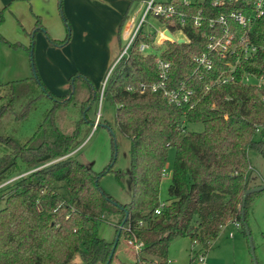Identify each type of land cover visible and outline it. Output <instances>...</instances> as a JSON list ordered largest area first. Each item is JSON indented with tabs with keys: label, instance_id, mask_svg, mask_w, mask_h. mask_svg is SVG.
Listing matches in <instances>:
<instances>
[{
	"label": "trees",
	"instance_id": "obj_1",
	"mask_svg": "<svg viewBox=\"0 0 264 264\" xmlns=\"http://www.w3.org/2000/svg\"><path fill=\"white\" fill-rule=\"evenodd\" d=\"M240 4L217 7L210 0L177 4V10L184 14L182 30L187 39L161 45L141 29L128 55L114 66L103 98L116 105L114 124L129 139L127 170L112 168L116 156L99 173L72 156L84 141L83 125L90 123L87 111L99 101L92 83L77 72L70 76L69 92L57 95L46 88L37 73L33 75L43 94L55 102L50 113L57 107H72L77 116L67 126L49 120L25 142L0 135L9 149L0 157V177L21 174L17 160L30 170L0 189L4 199L0 206V264H110L121 234L142 244L130 264H166L168 248L177 237L187 236L193 246L206 251L229 221H237L245 232L251 196L256 193L246 196L242 220L245 190L255 186L250 182L249 151L264 155V140L256 139L264 129V17L255 19L248 29L228 19L236 37L233 44L238 46L244 36L257 46L247 57L239 48L225 57L210 49L212 39L208 36L219 34L222 25H210L207 20L210 14H227ZM199 11L203 21L196 27L193 15ZM62 17L68 27L64 38L53 39L45 32L49 42L59 47L70 39L69 23L64 14ZM173 23H167L170 31L177 28L178 16ZM37 29L45 31L38 20L30 49ZM141 43L155 47L158 56L172 62L168 85L178 87L183 81L194 92L193 106L175 105L160 91H139L138 82L152 83L158 78L157 56L141 51ZM203 53L211 60L209 69L193 59ZM246 75H255L258 80L245 81ZM223 77L229 81L222 82ZM214 80L217 82L203 91ZM78 83L79 87L89 84L90 91L83 93ZM6 84L9 99L0 108V121L11 113L22 118L15 105L28 98L21 102V106H28L38 92L28 85L27 78ZM128 84L132 90L126 89ZM81 92L80 100H75ZM196 122L202 123V130L187 129V123ZM170 147L175 149L174 165L167 198L161 204L159 190ZM14 169L19 173L9 176L7 172ZM109 171L120 184L129 178L132 197L128 202H119L99 184L100 177ZM157 208L159 213H155ZM102 221L114 226L113 240L99 236L97 224Z\"/></svg>",
	"mask_w": 264,
	"mask_h": 264
},
{
	"label": "rangeland",
	"instance_id": "obj_2",
	"mask_svg": "<svg viewBox=\"0 0 264 264\" xmlns=\"http://www.w3.org/2000/svg\"><path fill=\"white\" fill-rule=\"evenodd\" d=\"M115 3L124 4L127 8L126 17L122 23V28H128V33L131 32L132 25H136L145 9L146 0H111ZM65 12L62 10V14ZM116 14V13H115ZM61 20H64L63 17ZM146 21L151 25L145 24L144 30L151 32L152 34L157 29H162L163 26L155 18L147 16ZM8 22H6L7 24ZM63 23V22H62ZM117 23V22H116ZM115 23V25H116ZM120 23L118 21L115 29V36H117V30ZM0 23V108L6 104L9 99V85L6 84L12 80H18L27 78L31 88H33L38 95L32 99L28 106H21V102L27 100L25 98L18 105H15V110L18 113H23V117L16 119L14 115L8 114L4 116L0 121V135L5 137L7 135L16 138L20 142H25L30 138L34 132H36L41 125H45V122L49 123V120L60 123L62 126L70 125L72 119L77 116V110L72 107L67 110L61 109L60 107L55 108L53 113L50 110L54 107L55 102L50 96L43 94L38 86L36 80H34V74H39V58H44V61L48 58L56 59L53 52L45 51L44 49L40 52V46H37L34 51L35 42L40 40L33 39L32 48L30 49L31 39H8L4 36V32H9L11 25L4 26ZM65 32L62 38L68 32V27H64ZM71 32V31H70ZM44 41L50 46L47 36L40 32ZM175 37L181 36L179 32H174ZM40 37V36H39ZM113 36H109L111 39ZM81 45L84 49L85 54H81L80 59L71 51L75 48L72 44L69 48H66L64 52L70 53L69 56L73 59V63L69 64L67 70L61 76V82L63 85L53 89L54 94H66L70 90V76L78 72V74L86 77L96 92L99 91L101 82L106 74L107 70L112 65L114 58L110 61L103 74H101L100 81H96L95 70L99 69L104 62V56L99 54L95 39H92L90 46L86 45L84 37L81 38ZM127 41L122 37L121 44H125ZM39 48V50H38ZM147 54L159 55V51L150 46L146 50ZM71 54L75 55L74 58ZM91 56L96 58L93 60V70L89 71L93 75L88 74V66L86 65L85 56ZM116 56V55H115ZM91 61V60H90ZM58 69V68H55ZM95 69V70H94ZM42 77V76H41ZM95 81V83H94ZM79 87V83H78ZM83 87V88H82ZM47 88V87H46ZM80 89L83 93L90 91L89 84H81ZM48 89V88H47ZM49 90V89H48ZM50 91V90H49ZM52 92V91H51ZM81 93L75 96V100H80ZM29 100V99H28ZM77 106V105H76ZM23 107V108H22ZM76 108V107H75ZM73 110V112H72ZM116 113V105L110 103L108 100L103 98L101 101H96L91 105L87 111L88 119L90 123L83 125L82 135L84 141L77 147L73 152V158L88 164L94 171H103L110 163L112 156H116L115 162L113 163V169L127 170L130 166L129 156V139L121 133L120 130L114 124V117ZM99 114V115H98ZM76 115V116H75ZM97 120V121H96ZM95 123V125L91 123ZM187 129L200 131L203 129L202 123H187ZM256 139L264 140V129L257 133ZM9 153V149L0 141V157L3 154ZM114 153V154H113ZM249 157L251 160L252 175L250 182L256 184L255 186L264 184V155L258 153L255 150L249 151ZM175 149L170 147L167 155V162L165 164V174L162 176L160 190H159V201L164 202L167 198V188L174 165ZM18 168H20L21 174L15 175L18 170H10L7 172L9 176L15 175L14 177L8 178L7 175L0 177V189L10 184L14 179L27 174V166L22 165L17 160ZM40 168V167H39ZM34 170V169H33ZM24 171V172H23ZM32 171V170H31ZM6 174V172H5ZM99 184L101 187L113 196L116 200L121 203L128 202L132 197V191L129 187V178H126L123 184H120L113 171L104 173L100 179ZM64 192V191H63ZM4 199L0 195V206L3 205ZM249 217H248V228L255 248V255L258 264H264V190L254 193L251 196V203L249 205ZM97 231L99 236L104 239L111 241L115 238V228L112 224L107 221H102L97 224ZM118 245L110 264H130L136 260L137 249L133 245L128 243V239L125 234H121L118 239ZM196 250L198 254H202L204 261L200 262L196 258V254L193 251ZM75 260L79 259V256L74 257ZM166 264H255L251 255L248 237L243 229L236 225V223L229 221L227 222L221 231L219 232L216 239L211 243L210 247L204 251L199 250V246H193L189 237L181 236L175 238L167 252V263Z\"/></svg>",
	"mask_w": 264,
	"mask_h": 264
},
{
	"label": "crops",
	"instance_id": "obj_3",
	"mask_svg": "<svg viewBox=\"0 0 264 264\" xmlns=\"http://www.w3.org/2000/svg\"><path fill=\"white\" fill-rule=\"evenodd\" d=\"M62 10L65 12L63 14L70 26V39L63 46H50L44 41L40 32L43 34L46 32L53 39H62L65 32L64 27L66 26L64 20L60 18ZM0 12L2 15L0 23L5 27L11 25L9 32H4L3 36L8 39H31L32 29L37 20L40 21V25L45 31L42 29L35 31L33 39L40 41L35 42L34 51H36L37 46H40L42 55L44 49L53 52L52 55L56 57V59L48 58L46 61H44V58H39V74L42 76L40 78L52 92H54L53 89L63 85L61 76L65 71L61 68L67 70L68 65L73 63V59L70 58L69 54L73 52L79 59L81 54H85L81 45L82 37H84L88 46L92 44V39H95L94 46L99 49L97 52L104 56L105 60L101 67L97 71L94 69L95 79L100 81L101 74H103L110 61L113 58L115 59L120 50L122 37L125 38L128 33L127 27L124 30L122 28L127 8L124 4H114L111 0H62L61 7L59 0H0ZM119 19L117 36H115ZM6 22L8 23L6 24ZM109 36L113 37L108 39ZM72 44L75 45V48H72L70 53L68 51L64 52ZM74 54H71L73 58ZM83 59L86 60L85 63L89 68L88 74L93 75L89 71L93 70V60L96 58L86 55Z\"/></svg>",
	"mask_w": 264,
	"mask_h": 264
},
{
	"label": "built area",
	"instance_id": "obj_4",
	"mask_svg": "<svg viewBox=\"0 0 264 264\" xmlns=\"http://www.w3.org/2000/svg\"><path fill=\"white\" fill-rule=\"evenodd\" d=\"M198 1H203V0H146L145 9L138 23L134 26L131 23L130 27L132 26V30L130 33H127L125 37V40L127 42L123 44V46L120 48L117 56L112 62V65L104 75V78L101 82L98 91L99 101L103 99L105 85L112 69L121 59V57L128 55L129 47L134 41L138 32L141 29H144V26H146L145 24L151 25L152 27V24L146 21L147 16L155 18L163 26L162 29H157L156 31H154L153 34L149 31H145V34L147 36H154L155 42L161 45L165 44L166 42L178 43L179 39H183L184 41V39H187V37L182 30V26L184 24V14L183 12L177 10L176 5L177 4L189 5ZM240 1H241L240 7L232 9L227 14L221 13L217 16H212V14H210V16L207 17V20L210 23V25H213L214 23L222 25L221 32L219 34L211 33L208 36V39H212V42L208 45V47L212 50L218 51L222 57H225L228 52L229 53L236 52V48L242 49L246 53L245 57L252 55L257 50V46L249 44L246 41L247 38L244 36L240 37L241 41L238 44V46L233 44V39H236V37L234 33L229 29L228 19H232L237 25H239L243 29L250 28L251 23L255 19L259 17H264V0H210L211 4L217 7L226 6L228 4L231 5L233 3ZM175 16H178L179 23L175 31H170V28L167 23L169 22L170 24H174L173 21ZM202 21H203V17L201 15V11L193 15L194 26L199 27ZM147 28L145 30H147ZM174 32H179L181 36L175 37L173 35ZM169 36H171L172 40H169L167 38ZM149 47L150 45L148 43H141L139 49L146 53V50ZM193 59L202 66H205L207 69L211 67V60L204 53L199 56H193ZM155 63H156L157 76H158L157 80L152 83L138 82L137 87L139 91L144 92L148 89L151 91H160L162 95L166 97L169 102H172L175 105L180 106L183 104H187L190 107L193 106L195 103V101L192 100V96L194 92L192 89L187 88L183 81L179 83L178 87H169L168 85L169 70L172 65V62L167 58H162L161 56H157L155 59ZM257 80L258 79L255 77V75L253 76L246 75L245 77V81L255 82ZM221 81L226 82L229 80L228 77H223ZM216 82L217 81L214 80L210 84L204 86L203 91L209 90V88L212 85H214ZM259 82L260 81H258V83ZM126 89L132 90L133 86L128 84L126 86ZM164 174H165V169H163L162 171V175ZM161 204L163 203L161 202ZM155 213H159L158 208L155 210ZM232 222L236 223L237 226L239 225L237 221H232ZM128 243L133 245V247L136 248L137 250H139L142 245L141 242L137 241L134 238L128 239ZM196 258L200 262L204 261V257L202 254L197 253Z\"/></svg>",
	"mask_w": 264,
	"mask_h": 264
},
{
	"label": "water",
	"instance_id": "obj_5",
	"mask_svg": "<svg viewBox=\"0 0 264 264\" xmlns=\"http://www.w3.org/2000/svg\"><path fill=\"white\" fill-rule=\"evenodd\" d=\"M178 41L179 42H182L183 39H179ZM261 190H264V184L258 185V186H252V187H249L248 189L245 190L244 200H243V202L241 204V210H240V214H241V219L242 220L244 219V205H245V198H246V196L248 194H250V193L258 192V191H261ZM244 227H245V233H246V235L248 237L249 247H250V251H251V255H252L253 261H254L255 264H258L256 255H255V248L253 246V242H252V239H251V235H250V232H249V228H248V225H247V223L245 221H244ZM114 248H115V244L113 245V249L112 250H114ZM111 256H112V253H111ZM110 258H109V260H110ZM107 263H108V261H107Z\"/></svg>",
	"mask_w": 264,
	"mask_h": 264
},
{
	"label": "bare ground",
	"instance_id": "obj_6",
	"mask_svg": "<svg viewBox=\"0 0 264 264\" xmlns=\"http://www.w3.org/2000/svg\"><path fill=\"white\" fill-rule=\"evenodd\" d=\"M167 38H168L169 40H172V39H171V36H169V37H167Z\"/></svg>",
	"mask_w": 264,
	"mask_h": 264
}]
</instances>
